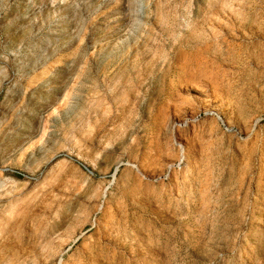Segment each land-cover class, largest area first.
Returning a JSON list of instances; mask_svg holds the SVG:
<instances>
[{
	"label": "rangeland",
	"instance_id": "rangeland-1",
	"mask_svg": "<svg viewBox=\"0 0 264 264\" xmlns=\"http://www.w3.org/2000/svg\"><path fill=\"white\" fill-rule=\"evenodd\" d=\"M0 264H264V0H0Z\"/></svg>",
	"mask_w": 264,
	"mask_h": 264
},
{
	"label": "trees",
	"instance_id": "trees-1",
	"mask_svg": "<svg viewBox=\"0 0 264 264\" xmlns=\"http://www.w3.org/2000/svg\"><path fill=\"white\" fill-rule=\"evenodd\" d=\"M15 176H17L19 178H22L23 177L21 174H18V173L17 174L15 173Z\"/></svg>",
	"mask_w": 264,
	"mask_h": 264
},
{
	"label": "built area",
	"instance_id": "built-area-1",
	"mask_svg": "<svg viewBox=\"0 0 264 264\" xmlns=\"http://www.w3.org/2000/svg\"><path fill=\"white\" fill-rule=\"evenodd\" d=\"M172 167H174V165H173ZM169 170H170V169H169Z\"/></svg>",
	"mask_w": 264,
	"mask_h": 264
}]
</instances>
